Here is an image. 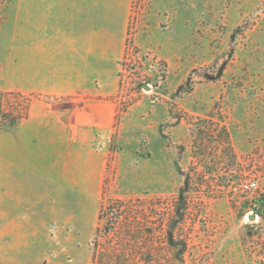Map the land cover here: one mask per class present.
Here are the masks:
<instances>
[{
  "label": "rangeland",
  "instance_id": "obj_1",
  "mask_svg": "<svg viewBox=\"0 0 264 264\" xmlns=\"http://www.w3.org/2000/svg\"><path fill=\"white\" fill-rule=\"evenodd\" d=\"M96 1L129 7L103 190L81 196L73 211L60 195L56 202L27 203L19 212L0 187V264H91L103 204L143 198L155 201L160 213L178 199L191 169L195 181L205 167L217 165L221 185L214 194H187L183 222L191 254L184 264H264V0ZM54 3L0 0V130L25 120L33 103L46 100L28 87L38 70L41 36L54 21ZM169 16L176 35L170 55L153 42L140 46L157 21L167 29ZM130 51L139 70L128 87L122 81ZM153 55L163 66L160 75L149 69ZM200 118L225 125L237 165L194 158L191 123ZM249 181L258 187L245 193L242 185ZM18 212L26 216L14 217Z\"/></svg>",
  "mask_w": 264,
  "mask_h": 264
},
{
  "label": "crops",
  "instance_id": "obj_2",
  "mask_svg": "<svg viewBox=\"0 0 264 264\" xmlns=\"http://www.w3.org/2000/svg\"><path fill=\"white\" fill-rule=\"evenodd\" d=\"M106 6L55 0L54 21L41 36L38 70L28 87L46 100L33 103L25 120L0 130V187L16 211L60 195L73 211L81 196L103 190L129 16L128 3ZM169 17L167 29L157 21L152 37L141 36L139 45L153 42L170 55L176 35ZM19 212L13 216H26Z\"/></svg>",
  "mask_w": 264,
  "mask_h": 264
},
{
  "label": "trees",
  "instance_id": "obj_3",
  "mask_svg": "<svg viewBox=\"0 0 264 264\" xmlns=\"http://www.w3.org/2000/svg\"><path fill=\"white\" fill-rule=\"evenodd\" d=\"M191 125L194 158L224 159L227 164L237 165L238 156L225 125L206 118ZM211 146L217 147L214 153L210 152ZM205 169L207 173L198 175L195 181L196 172L191 169L178 199L167 202L160 213L155 201L143 198L133 201L113 198L103 204L98 213L91 264H184L191 254L190 233L185 232L183 222L188 208L187 194L194 191L210 196L221 185L217 177L220 166ZM236 180L240 181L241 176Z\"/></svg>",
  "mask_w": 264,
  "mask_h": 264
},
{
  "label": "built area",
  "instance_id": "obj_4",
  "mask_svg": "<svg viewBox=\"0 0 264 264\" xmlns=\"http://www.w3.org/2000/svg\"><path fill=\"white\" fill-rule=\"evenodd\" d=\"M137 55H139V51H137ZM135 57V53L128 52L127 53V58H126V63H125V71H124V78H123V83H127L126 86L129 87L130 84V80H133L132 73L138 72L139 70V61L134 60ZM150 59V63H149V69L150 70H155L160 74H162L164 72L163 66L161 64L160 59L156 58L154 55L149 57ZM160 78H162V76H159ZM148 85H151L150 83ZM124 92V91H123ZM242 190L245 193H249L251 191H253L254 189H256L258 187V183L256 181H249L247 183H244L242 185Z\"/></svg>",
  "mask_w": 264,
  "mask_h": 264
}]
</instances>
